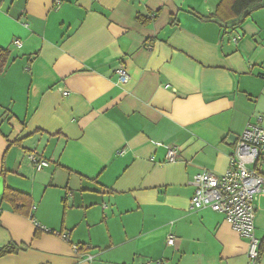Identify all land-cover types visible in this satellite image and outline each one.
Returning <instances> with one entry per match:
<instances>
[{
    "label": "crops",
    "instance_id": "1",
    "mask_svg": "<svg viewBox=\"0 0 264 264\" xmlns=\"http://www.w3.org/2000/svg\"><path fill=\"white\" fill-rule=\"evenodd\" d=\"M220 1L0 0V264H250L222 213L189 207L193 176L264 127V7L224 31L202 19Z\"/></svg>",
    "mask_w": 264,
    "mask_h": 264
},
{
    "label": "built area",
    "instance_id": "2",
    "mask_svg": "<svg viewBox=\"0 0 264 264\" xmlns=\"http://www.w3.org/2000/svg\"><path fill=\"white\" fill-rule=\"evenodd\" d=\"M14 44L19 45L20 42L15 40ZM117 73L121 81L128 78L123 67H120ZM262 154L264 127L248 123L238 137L230 156L229 168L223 174L215 175L210 171H202L193 176L194 190L189 202L191 209L210 208L222 213L234 231L248 238L250 264H256L259 258L260 239L255 236V208L252 201L254 195L264 194V174L250 169L248 165L255 163ZM176 156L177 148L170 147L166 154L167 161H174ZM27 157L37 169L48 165L47 161L38 159L34 153L27 154ZM167 241L172 244L174 237L168 236ZM93 257L86 255L88 260ZM156 264L160 262L157 261Z\"/></svg>",
    "mask_w": 264,
    "mask_h": 264
},
{
    "label": "trees",
    "instance_id": "3",
    "mask_svg": "<svg viewBox=\"0 0 264 264\" xmlns=\"http://www.w3.org/2000/svg\"><path fill=\"white\" fill-rule=\"evenodd\" d=\"M264 7V0H221L214 13L203 17L204 20L216 22L224 31L233 28L247 18L254 10ZM141 23H146L147 18L137 16ZM8 50L0 48V69L6 62ZM2 199L9 202L15 210L27 213L30 204V198L27 194L5 188L2 193ZM21 205L22 208H19ZM25 208L26 210H23ZM264 247V238L259 245V255ZM15 246H4L0 248V256L16 251Z\"/></svg>",
    "mask_w": 264,
    "mask_h": 264
}]
</instances>
